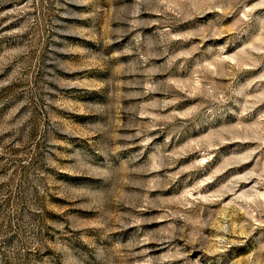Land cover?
Returning a JSON list of instances; mask_svg holds the SVG:
<instances>
[{"label": "rangeland", "instance_id": "obj_1", "mask_svg": "<svg viewBox=\"0 0 264 264\" xmlns=\"http://www.w3.org/2000/svg\"><path fill=\"white\" fill-rule=\"evenodd\" d=\"M0 264H264V0H0Z\"/></svg>", "mask_w": 264, "mask_h": 264}]
</instances>
